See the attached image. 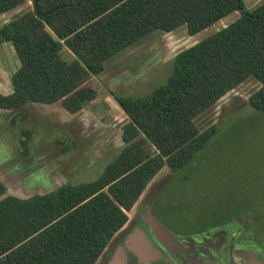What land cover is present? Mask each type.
<instances>
[{"label": "trees", "instance_id": "obj_1", "mask_svg": "<svg viewBox=\"0 0 264 264\" xmlns=\"http://www.w3.org/2000/svg\"><path fill=\"white\" fill-rule=\"evenodd\" d=\"M28 1L0 26V44H10L18 62L2 110L58 103L76 114L96 96L85 82L115 54L155 31L184 26L192 36L238 14L176 53L148 95L110 94L125 117L121 147L95 179L24 199L5 195L0 181V264H94L158 171L181 169L214 135V125L197 129V116L248 78L258 88L247 105L264 113V1L251 10L243 0ZM24 2L0 0V15Z\"/></svg>", "mask_w": 264, "mask_h": 264}, {"label": "rangeland", "instance_id": "obj_2", "mask_svg": "<svg viewBox=\"0 0 264 264\" xmlns=\"http://www.w3.org/2000/svg\"><path fill=\"white\" fill-rule=\"evenodd\" d=\"M263 1L243 0V4L251 10ZM29 6L25 0L0 15V26ZM237 17L236 12L230 13L192 36L186 34L184 26L169 33L155 31L115 54L104 63L98 76L85 82L96 97L83 107L77 119H71L57 105L16 109L10 133L15 140L21 133L28 134L33 152L23 157L32 168L18 175L11 170L14 164L0 166L5 195L27 198L64 183L78 185L95 179L121 146L119 128L125 117L110 94L148 95L164 83L176 53ZM59 55L65 61L71 60L63 48ZM17 66L11 45L0 44L1 90L7 89ZM257 88V82L248 78L193 120L199 131L214 125V135L181 169L170 173L164 166L158 171L126 213L127 224L130 218L141 214L150 194L164 186L154 214L157 222L173 233L171 236L197 238L205 233L228 237L224 246L228 249L227 259L224 254L213 252L212 259H197L194 264H264V113L247 105L248 96ZM34 111H40L43 117ZM13 112L5 113V119H12ZM81 124L86 129L82 130ZM77 137L80 141H96L90 153H81ZM16 143L19 144L17 140ZM5 151H0V156ZM7 151L16 155V145H9ZM149 224L154 231L151 218Z\"/></svg>", "mask_w": 264, "mask_h": 264}, {"label": "flooded vegetation", "instance_id": "obj_3", "mask_svg": "<svg viewBox=\"0 0 264 264\" xmlns=\"http://www.w3.org/2000/svg\"><path fill=\"white\" fill-rule=\"evenodd\" d=\"M0 111L11 110L0 109ZM14 123L15 115L10 120L0 117V135L8 136L5 139L6 144L17 147L16 155H8L6 149L3 146L0 147V151H5L0 156V166L14 164L11 170L18 175H24L32 167L27 166L29 162L23 154L28 155L33 151L30 149L28 139L17 137L19 144H15V136L10 133L12 130L10 124ZM163 187L160 186L153 194H150L151 196L149 195L141 214L130 218L128 224L126 221L111 237L94 264H194L197 259L202 262L212 259L213 252L224 254V258L227 259L228 249L224 247L227 245L225 243L228 241L227 236L204 233L197 238L175 235L167 239L154 234L149 219L158 221L155 218L154 207L158 203Z\"/></svg>", "mask_w": 264, "mask_h": 264}, {"label": "crops", "instance_id": "obj_4", "mask_svg": "<svg viewBox=\"0 0 264 264\" xmlns=\"http://www.w3.org/2000/svg\"><path fill=\"white\" fill-rule=\"evenodd\" d=\"M4 14V13H3ZM6 14V13H5ZM18 63V62H17ZM18 67V66H17ZM16 70V69H15ZM1 89H4V88H0V95H8V94H10L11 93V86H10V82H8V85H7V89L6 90H1ZM96 97V96H95ZM95 99V98H94ZM93 99V100H94ZM92 100V101H93ZM91 101V102H92ZM89 104H90V102H89ZM31 105H38V107L40 106V107H51L52 105H57L59 108H60V106L58 105V103H53V104H51V105H40V104H35V103H26L23 107H21V108H19V109H22V108H24V107H30ZM61 109V108H60ZM84 108H82L78 113H76V114H73V115H70V114H68V116H70V117H73V118H71V119H77L79 116H80V113L82 112V110H83ZM14 111V112H13ZM121 111V110H120ZM9 112H13V115H15V110H11V111H0V117H2V116H4V117H8V114H5V113H9ZM35 113H38L40 116H42V114H40V111H34ZM65 112V111H64ZM66 113V112H65ZM122 113V112H121ZM123 114V113H122ZM2 115V116H1ZM124 116V115H123ZM43 117V116H42ZM92 117H93V115H92ZM0 128H1V126H0ZM81 128H82V130L83 129H86V128H84V126H82V124H81ZM79 130V129H78ZM81 130V131H82ZM119 131H120V128H119ZM78 132L76 131V134H77ZM27 133H21V139H27L26 137H27ZM76 136V135H75ZM6 139L7 137L6 136H4V135H0V139ZM78 138V137H77ZM119 138H120V134H119ZM77 142H79V144H81V147H82V151H81V153H84L85 154V152H88V153H90L91 152V150L93 149V147L95 146V143H96V141H89V140H83V141H80V138H78V140H77ZM81 142V143H80ZM120 143H121V141H120ZM1 146H3L5 149H6V151L8 150V148H9V145L8 144H6V142L3 140V144L2 145H0V147ZM84 146H85V151H84ZM121 147V146H120ZM120 149V148H119ZM88 150V151H87ZM8 152V151H7ZM9 153V152H8ZM6 155V154H5ZM9 155V154H8ZM116 155V154H115ZM114 155V156H115ZM84 156V155H83ZM113 156V157H114ZM112 157V158H113ZM111 158V159H112ZM110 159V160H111ZM109 160V161H110ZM108 161V162H109ZM95 164V163H94ZM94 164H92V166L94 165ZM0 181H1V179H0ZM2 182V181H1ZM3 183V182H2ZM4 184V183H3ZM5 185V184H4ZM5 191H6V188H5ZM50 192V191H49ZM35 195V194H34ZM38 195H40V194H38ZM32 196V195H31ZM13 197H15V196H13ZM17 198V197H16ZM19 199H24V198H19Z\"/></svg>", "mask_w": 264, "mask_h": 264}, {"label": "water", "instance_id": "obj_5", "mask_svg": "<svg viewBox=\"0 0 264 264\" xmlns=\"http://www.w3.org/2000/svg\"><path fill=\"white\" fill-rule=\"evenodd\" d=\"M153 226H154V234L162 236L163 238L170 239L171 233L167 228L163 227L161 224H159L155 219L152 218Z\"/></svg>", "mask_w": 264, "mask_h": 264}]
</instances>
